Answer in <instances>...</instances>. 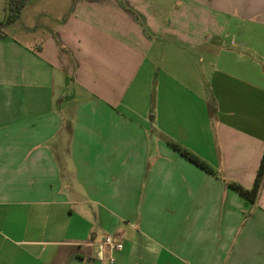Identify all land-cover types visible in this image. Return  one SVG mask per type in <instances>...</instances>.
Here are the masks:
<instances>
[{
  "label": "crops",
  "instance_id": "1",
  "mask_svg": "<svg viewBox=\"0 0 264 264\" xmlns=\"http://www.w3.org/2000/svg\"><path fill=\"white\" fill-rule=\"evenodd\" d=\"M8 16L0 0V264H264V182L254 203L227 185L252 187L264 151V0Z\"/></svg>",
  "mask_w": 264,
  "mask_h": 264
},
{
  "label": "trees",
  "instance_id": "2",
  "mask_svg": "<svg viewBox=\"0 0 264 264\" xmlns=\"http://www.w3.org/2000/svg\"><path fill=\"white\" fill-rule=\"evenodd\" d=\"M25 0H9V16L6 21V23L11 22L17 17L18 12L23 8ZM13 11V12H12ZM12 12V13H11ZM214 112L213 108L211 110V114ZM169 144L179 151L182 155H184L186 158H188L190 161L198 165L200 168L210 172L214 173V169L210 167L205 161L200 159L197 155L191 153L184 147L180 146L179 144L169 141ZM264 182V151L263 155L259 164V167L256 172V176L254 179V183L252 187L247 188L243 185H241L238 182L235 181H229L227 182V185L237 191L239 194H241L243 197L247 198L251 202H256L259 191L261 189V186Z\"/></svg>",
  "mask_w": 264,
  "mask_h": 264
},
{
  "label": "built area",
  "instance_id": "3",
  "mask_svg": "<svg viewBox=\"0 0 264 264\" xmlns=\"http://www.w3.org/2000/svg\"><path fill=\"white\" fill-rule=\"evenodd\" d=\"M103 246H107L110 258L109 262L112 263L114 261V258L112 256V253L114 250H121L123 248V244L121 242H116L114 240V237L112 235H106L104 236L102 243Z\"/></svg>",
  "mask_w": 264,
  "mask_h": 264
},
{
  "label": "rangeland",
  "instance_id": "4",
  "mask_svg": "<svg viewBox=\"0 0 264 264\" xmlns=\"http://www.w3.org/2000/svg\"><path fill=\"white\" fill-rule=\"evenodd\" d=\"M39 1V4L42 6V4L46 5L48 3L49 0H29V4H33L35 2ZM49 5H47L48 7ZM10 12V10H9ZM13 12V11H12ZM11 12V13H12ZM39 14H42V12L39 10ZM9 26V25H8ZM7 28L9 29L8 32H11L13 33L14 35H17V32H16V28L15 26H12V27H8ZM140 98V97H139ZM211 105V104H210ZM212 107V106H211Z\"/></svg>",
  "mask_w": 264,
  "mask_h": 264
}]
</instances>
